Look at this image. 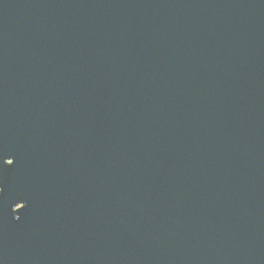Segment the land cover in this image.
<instances>
[{
    "label": "water",
    "instance_id": "1",
    "mask_svg": "<svg viewBox=\"0 0 264 264\" xmlns=\"http://www.w3.org/2000/svg\"><path fill=\"white\" fill-rule=\"evenodd\" d=\"M0 264H264V0H0Z\"/></svg>",
    "mask_w": 264,
    "mask_h": 264
}]
</instances>
